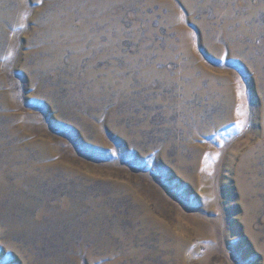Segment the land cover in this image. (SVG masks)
<instances>
[{
  "label": "rangeland",
  "instance_id": "obj_1",
  "mask_svg": "<svg viewBox=\"0 0 264 264\" xmlns=\"http://www.w3.org/2000/svg\"><path fill=\"white\" fill-rule=\"evenodd\" d=\"M0 264H264V0H0Z\"/></svg>",
  "mask_w": 264,
  "mask_h": 264
}]
</instances>
